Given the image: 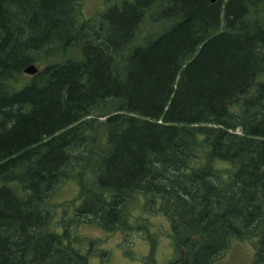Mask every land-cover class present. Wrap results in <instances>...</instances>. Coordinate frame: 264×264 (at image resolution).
Returning a JSON list of instances; mask_svg holds the SVG:
<instances>
[{
  "label": "trees",
  "instance_id": "16d2710c",
  "mask_svg": "<svg viewBox=\"0 0 264 264\" xmlns=\"http://www.w3.org/2000/svg\"><path fill=\"white\" fill-rule=\"evenodd\" d=\"M105 8L0 0V264H87L75 228L131 231L139 193L170 222L166 264L232 239L264 264V0Z\"/></svg>",
  "mask_w": 264,
  "mask_h": 264
},
{
  "label": "rangeland",
  "instance_id": "374dc122",
  "mask_svg": "<svg viewBox=\"0 0 264 264\" xmlns=\"http://www.w3.org/2000/svg\"><path fill=\"white\" fill-rule=\"evenodd\" d=\"M122 1L82 0L83 15L92 17L102 13L106 6ZM148 27L147 21L142 27L141 36L146 34ZM77 192V183L70 180L56 188L51 200L54 203H62L72 199ZM145 196L137 194V200L129 208L128 220L132 227L131 231L115 229L108 232L94 223H82L75 228L71 240L81 252L89 250L87 264H145V259L151 251L150 242L153 240L155 243L153 256L156 264H166L176 257L170 237V222L155 211L160 202L159 198H155L154 203L148 204ZM60 211L57 206L56 213ZM137 228L140 230L137 231ZM254 253L255 247L252 241L232 239L229 246L212 264H252Z\"/></svg>",
  "mask_w": 264,
  "mask_h": 264
},
{
  "label": "water",
  "instance_id": "95a60500",
  "mask_svg": "<svg viewBox=\"0 0 264 264\" xmlns=\"http://www.w3.org/2000/svg\"><path fill=\"white\" fill-rule=\"evenodd\" d=\"M211 1H215V0H211ZM37 70L38 68L36 67L35 64H29L25 66L23 69L24 73L29 74V75H33Z\"/></svg>",
  "mask_w": 264,
  "mask_h": 264
}]
</instances>
